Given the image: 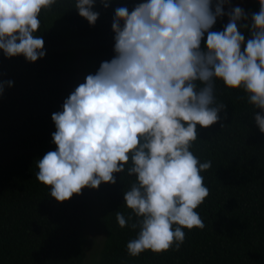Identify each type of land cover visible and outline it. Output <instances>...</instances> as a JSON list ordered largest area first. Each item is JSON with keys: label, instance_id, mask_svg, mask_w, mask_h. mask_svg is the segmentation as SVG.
I'll list each match as a JSON object with an SVG mask.
<instances>
[{"label": "clouds", "instance_id": "clouds-1", "mask_svg": "<svg viewBox=\"0 0 264 264\" xmlns=\"http://www.w3.org/2000/svg\"><path fill=\"white\" fill-rule=\"evenodd\" d=\"M99 2L108 8L111 0ZM56 3L0 0L5 57L23 55L36 62L46 56L43 37L34 33L42 9L51 10ZM96 4L75 3L92 26L100 16ZM259 5L253 13L232 6L231 0H143L132 11L117 7L115 55L86 76L62 111L52 114L57 149L36 161V179L63 202L85 187L116 184L114 173L134 175L124 200L136 219L129 224L131 215L126 219L116 212L121 228L138 229L127 243L128 254L178 251L186 239L183 228H205L195 210L210 194L201 173L212 162H200L190 149L198 125L209 128L221 121V111L227 118V104L216 99L218 79L230 89H243L264 133V0ZM224 16L229 19L223 30L212 31ZM240 28L249 30L251 38L246 41ZM13 85L12 80L0 81V96Z\"/></svg>", "mask_w": 264, "mask_h": 264}, {"label": "trees", "instance_id": "trees-1", "mask_svg": "<svg viewBox=\"0 0 264 264\" xmlns=\"http://www.w3.org/2000/svg\"><path fill=\"white\" fill-rule=\"evenodd\" d=\"M140 2L111 0L104 8L97 0L94 10L100 16L92 26L78 14L76 0H57L51 10L42 9L41 26L34 33L45 41V57L29 62L23 55L7 58L0 50V81H14L0 96V264H85L91 194L99 201L105 230L96 264H264V133L243 89H230L219 79L216 99L227 104V118L221 111V121L209 128L198 125L190 149L200 162H212L201 173L210 194L195 210L205 228H183L186 239L178 251L128 254L127 243L138 229L121 228L116 212L126 219L131 215L129 224L136 219L124 200L134 175L114 173L116 184L85 187L63 202L35 177L36 161L57 149L52 114L63 110L65 99L78 86L76 55L85 61L87 73L95 74L102 61L115 55V9L132 11ZM259 8V0H253L244 10L253 13ZM228 19L218 18L212 31H222ZM239 30L246 41L251 38L249 30Z\"/></svg>", "mask_w": 264, "mask_h": 264}, {"label": "rangeland", "instance_id": "rangeland-1", "mask_svg": "<svg viewBox=\"0 0 264 264\" xmlns=\"http://www.w3.org/2000/svg\"><path fill=\"white\" fill-rule=\"evenodd\" d=\"M253 0H231L232 6H240L243 9ZM225 11L229 10V5H224ZM223 18L228 19L227 16ZM76 75L78 85L85 82L88 75L86 63L78 53L75 60ZM105 238V230L101 221L100 204L97 197L91 194L88 199V207L84 229V248L86 253L85 264H96L99 252Z\"/></svg>", "mask_w": 264, "mask_h": 264}]
</instances>
